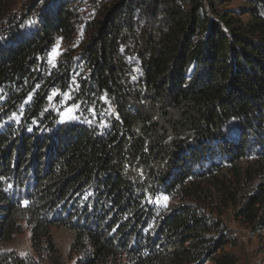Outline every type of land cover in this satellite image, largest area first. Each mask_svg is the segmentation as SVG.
I'll list each match as a JSON object with an SVG mask.
<instances>
[{
  "label": "trees",
  "instance_id": "1",
  "mask_svg": "<svg viewBox=\"0 0 264 264\" xmlns=\"http://www.w3.org/2000/svg\"><path fill=\"white\" fill-rule=\"evenodd\" d=\"M245 1L247 23L213 2L215 19L200 0H113L89 33L84 52L92 79L84 92L99 90L117 100L129 128L144 121L142 111L131 113L144 99L166 105L179 116L175 126L185 139L169 145L154 135L148 143L128 135L120 142L119 126L100 137L85 127L56 129L50 118L43 134L0 129V243L11 240L19 230L17 215H25L38 255L55 252L52 227L69 226L76 234L77 264H116L120 257L127 264H236L224 252L228 236L212 235L218 221L192 205L158 215L144 205L143 189L125 166L136 158L157 166L153 181L185 199L198 195L196 182L207 177L206 165L219 169V155L237 161L254 152L264 164V0ZM70 6L59 3L43 15L41 10L34 30L20 22L0 29V91H8L0 115L26 97L54 35L74 32ZM144 19L161 27L140 40L136 30ZM132 43L143 72L135 96L122 57ZM10 185L24 189L25 196L6 193ZM88 189L95 196L85 202ZM240 215L264 231V187ZM151 224L154 234L147 230ZM0 264L36 263L0 252Z\"/></svg>",
  "mask_w": 264,
  "mask_h": 264
},
{
  "label": "rangeland",
  "instance_id": "2",
  "mask_svg": "<svg viewBox=\"0 0 264 264\" xmlns=\"http://www.w3.org/2000/svg\"><path fill=\"white\" fill-rule=\"evenodd\" d=\"M112 1L2 0L0 29L20 22L29 31L34 30L41 21V10L43 15L47 9H54L56 4L70 3L74 32L69 36L54 35V44L49 52L39 59L40 64L35 68V73H38L37 79L32 80V87L26 88L23 92L26 97L14 111L1 112L0 118L3 122L0 129L15 126L25 129L28 133L39 130V133L43 134L47 129L44 122L50 118L56 129L85 127L93 130L95 134L97 133L96 136L100 137L109 136L119 126L120 142H124L128 135L147 143L150 142L149 137L154 135L158 140L169 145L177 139H185V134H178V128L175 126L179 116L166 105L144 99L141 105L131 108L132 114H139V111H142L144 121L137 122L133 128H129L126 127L127 123L122 120L117 110V100L99 90L84 92L92 79L91 65L84 52L89 43V33L93 24L101 18ZM201 2L211 19H215V14L209 6L213 2L216 9L240 16L245 23L251 20L248 13L250 4L245 0H200ZM138 24L136 36L140 40H145L161 27L160 24L154 25L152 21L145 19L138 21ZM57 47L60 56L55 61L56 66L53 67L49 62V54ZM122 57L126 64L124 78L130 86L132 96H135L142 90L143 72L134 43L130 44L127 52H122ZM47 80L51 81L50 84H47ZM7 92L5 89L0 91V109ZM41 107L42 110L36 116L34 113ZM70 108L73 111L68 113ZM92 108L96 109V114L89 111ZM13 115L15 119H12ZM218 157L214 163L219 169L213 170L210 164L206 165L207 177L196 182L200 187L198 195L185 199L177 192L172 194L165 192L153 181L151 176L154 171H159L157 166L145 165L143 160L136 158L130 159L125 168L128 177L140 192L143 189L144 205L157 210L158 215L173 212L181 206L192 205L201 215L220 223L218 231L212 235L218 237L223 233L224 236H228L229 241L224 246V252L233 257L236 264H264V231L254 230L248 219L240 215L250 196L264 187V164L260 161V154L252 152L237 161H229L220 155ZM196 170L203 171L201 167H196ZM5 191L9 195L25 196L24 189L13 185L7 187ZM165 195L168 197L166 202L163 199ZM94 196L95 191L88 189L84 201L87 202ZM25 219V215H17L16 224L19 230L13 234L10 241L0 243L2 254L14 255L27 261L32 260L36 264H77L79 255L73 248L76 234L69 226L52 227L51 237L55 252L52 255H38L33 249L31 229ZM147 230L152 234L155 233L152 224ZM126 262L125 257H120L116 264H127Z\"/></svg>",
  "mask_w": 264,
  "mask_h": 264
},
{
  "label": "snow or ice",
  "instance_id": "3",
  "mask_svg": "<svg viewBox=\"0 0 264 264\" xmlns=\"http://www.w3.org/2000/svg\"><path fill=\"white\" fill-rule=\"evenodd\" d=\"M60 56V51L59 48H55L50 54H49V62L52 63L53 67L56 66L55 61L58 59V57ZM70 98V97H69ZM106 99V98H105ZM73 111V109H68V113H71ZM89 111H91L93 114H96V109L92 108ZM12 119H15V116L13 115ZM164 201L166 202L168 200V197L165 195L163 197Z\"/></svg>",
  "mask_w": 264,
  "mask_h": 264
}]
</instances>
